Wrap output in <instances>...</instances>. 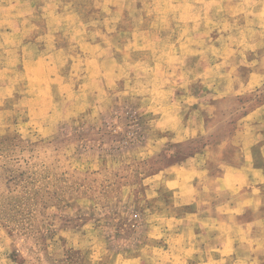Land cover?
Wrapping results in <instances>:
<instances>
[{"label": "rangeland", "instance_id": "obj_1", "mask_svg": "<svg viewBox=\"0 0 264 264\" xmlns=\"http://www.w3.org/2000/svg\"><path fill=\"white\" fill-rule=\"evenodd\" d=\"M57 1L81 15L47 42L38 22L28 73L0 54V264H179L168 218L196 206L165 182L198 163L197 210L233 198L215 181L263 127L264 0Z\"/></svg>", "mask_w": 264, "mask_h": 264}, {"label": "crops", "instance_id": "obj_2", "mask_svg": "<svg viewBox=\"0 0 264 264\" xmlns=\"http://www.w3.org/2000/svg\"><path fill=\"white\" fill-rule=\"evenodd\" d=\"M45 1L44 6L37 7V0H0V41L5 49L0 54L6 58L19 57V60L23 57V68L27 73L31 63L37 62L28 58L34 55L37 47L38 22L42 18L45 20L43 39L47 42L57 29L54 28L56 24L65 17L77 23L75 20L81 15L75 8L55 7L53 2L57 0ZM48 45L44 44L45 47ZM259 75H251L250 81ZM257 113L263 117V127L256 140L244 143L243 164L226 167L215 181L216 193L233 196L215 206L217 215H203L197 210L198 185L195 181L208 175L201 164L197 163V167L182 165L169 172L172 176L165 184L174 191L176 206H196V210L183 217L168 218L178 225L170 244H173L174 254L180 257L179 264H263L258 241L264 239V216L259 214L264 211V107ZM258 146L260 156L252 154L253 148ZM249 211L252 217L245 220Z\"/></svg>", "mask_w": 264, "mask_h": 264}]
</instances>
